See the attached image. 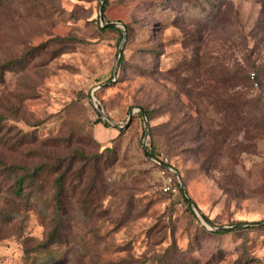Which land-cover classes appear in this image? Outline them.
I'll return each instance as SVG.
<instances>
[{"label":"rangeland","instance_id":"1","mask_svg":"<svg viewBox=\"0 0 264 264\" xmlns=\"http://www.w3.org/2000/svg\"><path fill=\"white\" fill-rule=\"evenodd\" d=\"M139 1L107 0L105 20L119 22L123 32L124 24L130 25L121 48L123 63L119 67L118 62L115 74L123 37L100 30L99 0H45V9L29 3L22 10L19 0L0 3V64L14 61L10 70L0 72V126L11 135L0 139V202L12 208V165L31 171L46 164L48 170L40 178L42 185L26 180L36 202L16 205L12 216L19 215L0 223V264H26L57 220L61 242L52 247L65 254L49 264H264V223L248 224L264 221V131L225 130L223 146L237 154L216 171L206 161L213 147L208 136L201 133L194 140L195 127L187 131L183 124L170 132L191 110L181 109L183 95L180 103L166 97V91L177 92L169 77L175 68L206 52H217L234 69L249 64L260 83L250 93L260 88L264 96L260 1L230 0L228 11L215 19L191 8V1L198 0H165L163 5L161 0ZM57 36L64 41H55ZM15 61L25 66L19 69ZM138 103L150 112L147 150L162 151L177 173L175 195L161 191V168L142 149ZM204 107L205 120L215 123L218 114ZM130 111V124L120 129ZM67 163L78 174L79 187L95 189L88 200L90 211L69 192L58 216L49 181L53 170ZM237 222L247 224L239 228H250L215 233L236 230L219 227Z\"/></svg>","mask_w":264,"mask_h":264},{"label":"trees","instance_id":"2","mask_svg":"<svg viewBox=\"0 0 264 264\" xmlns=\"http://www.w3.org/2000/svg\"><path fill=\"white\" fill-rule=\"evenodd\" d=\"M19 1L21 2V10L24 9V7L30 8L28 5L29 3L42 7L43 9L46 8L45 0ZM259 1L261 8L258 14L257 25L261 32H264V0ZM0 3L3 5H9L10 0H0ZM48 3L49 1L47 4ZM139 3H142V0H140ZM164 3L165 0L159 1V4L161 5ZM218 3V5L214 3L209 4L208 0H198L195 1V3L191 1V8H200L199 10L201 11V14H205V16L215 19L222 17L231 5L230 0H218ZM106 4L107 0H103L104 11ZM145 4H147V2ZM191 12H193V9H191ZM106 21L110 22L108 20ZM124 29L125 37L127 39L130 34V25L125 23ZM100 30H111L117 34L118 38H122L124 34L122 29L118 26L104 25L100 27ZM54 40L57 42L64 41L63 38L58 36ZM152 52L153 50L150 49L147 53L150 54ZM207 53L208 52L202 54L201 56H197L192 60L188 59L186 62H183L180 68H175L174 73H172L169 77H171L170 81L172 85L177 88V92L174 93L166 91V97L169 99V102H172L174 100L172 97H175V99L180 103L181 98L179 96L183 95L186 98V103L185 106L181 105V109L186 108L187 111L191 110V116H187L183 113L181 124L175 125L170 132H175L177 128L183 124L186 126L187 131H191V129L195 127L194 129L196 130V133L193 135L194 140H197L201 133H203V136H208L207 140H211L213 142V147L210 151V155L208 154L209 156H206V161L208 160L211 163L212 169L220 172L223 166H228L229 160L237 154L223 146L224 140L221 136H223L225 130H231L236 127L237 130L240 128L241 131H246L256 127L258 130L264 131V96L260 88H258L253 95L250 93L254 82H257L259 85L260 83L258 82L256 72L249 69V64H245L244 66H239L234 69L220 61L217 52L215 55ZM123 59L124 55L122 50L119 59V67L122 65ZM19 60H25V56L20 57ZM15 62H18L16 64L19 65V69H22L23 66H25V64L21 61ZM13 63L14 61H9L7 63L0 64V72L10 70L14 66ZM146 70L148 72L151 71V69L148 68H146ZM251 72L253 74H251ZM251 75H253V78H251ZM162 77L163 76L159 78L157 77V80L164 79ZM169 77H166L165 80H168ZM138 105L143 109L147 118H150V112L146 109V105L144 103H138ZM206 105L211 106L213 111L218 114V119L215 123L213 121L208 122L205 120L203 113H205L206 107L204 106ZM174 109H176V106L172 107L170 111H173ZM252 110L257 112V114H254L255 116L250 119L246 118L244 115L248 112H252ZM231 120L236 121L238 126H233L230 122ZM96 122H101L105 126H108V123L106 121H102L101 119H97ZM2 128L3 127L0 126V139H9L8 137L11 135H7L3 132ZM185 141L191 142V139H185ZM147 151L157 157H160V154L162 153V151H155L151 147H148ZM210 158H213L214 163ZM147 159L152 162L153 165L159 166L149 157H147ZM1 164L4 168L6 167L5 163ZM45 165L46 164H40L34 167L31 171H28L25 168L21 171V166L12 165L16 169V175L12 185L13 189L11 191V199L13 200L10 201V205H12V208L10 209L9 207L3 206L4 202H0V223H10L15 216L19 215L15 214L12 216V214L16 212V205H28L32 203V200L36 202L37 194L31 189L26 190V180H31L33 182L39 181V185H42L44 181L40 178L45 174L44 172L48 171L45 169ZM53 172V177L50 178L49 185L52 192L50 199L51 204H53L54 212L58 214V216L60 215L63 200L69 192L72 195H78L76 203H79V199L81 205L83 204L87 206L85 207L86 210L90 211L88 200L91 199L90 195L92 190L95 189L94 186L84 189L79 187L80 178L77 173L76 176L74 175L75 173L72 168H70L69 163H67L64 168H55ZM81 174L82 178H87V173L85 174L82 171ZM84 182L87 183L88 180ZM168 194L175 195L171 193ZM179 195L181 200L186 202L180 191ZM8 203L9 201H6V204ZM188 209L191 210L189 205ZM58 221L59 220H57V224L49 230L46 238L43 239V242H40L36 248L32 250L34 253L31 257H27L28 259L25 261L26 264H49L54 260H58L59 257H62V255L65 254V252L59 253L57 247H52L53 244L61 242L62 232L58 228ZM237 224L243 223L237 222ZM248 228H250V226L243 228L238 227L236 230H219L215 233H229L232 231L240 232ZM245 260L246 262H249L247 261L248 257L245 258Z\"/></svg>","mask_w":264,"mask_h":264},{"label":"water","instance_id":"3","mask_svg":"<svg viewBox=\"0 0 264 264\" xmlns=\"http://www.w3.org/2000/svg\"><path fill=\"white\" fill-rule=\"evenodd\" d=\"M98 15H99V19H100V22L102 24V26L104 25H112V26H119L121 25L119 22H116V21H110V22H107L105 20V17H104V9H103V0H99V9H98ZM125 39V32L123 34V39L119 45V48H118V53H117V58H116V63H115V68H114V74H115V71H116V66L119 62V57H120V53H121V48H122V44H123V41ZM97 112L102 115L103 117H105L106 119H108L110 122H112L104 113L102 110H99L97 109V107L95 106ZM140 114H141V117H142V120H143V124H144V136H143V144H142V149L145 153V155L147 157H149L153 162H155L156 164H158L160 167L164 168V169H168L170 170L171 169V166L167 163H164L162 160H160L157 156L151 154L150 152L147 151L146 149V144H145V141L148 137V133H149V124H148V120H147V117H146V114L145 112L143 111V109L141 107H137L136 108ZM132 115H133V111H130L129 114H128V118L125 122L124 125L122 126H119L120 129H125L128 127V125L130 124L131 122V118H132ZM175 175H177L176 172H173ZM180 187H181V191L182 193H184V190H183V186L182 184H180ZM188 203L190 204V206L193 208V210L195 211V213L197 214V216L203 221L204 224L208 225L211 227V224L207 221V219L203 216V214L201 213V211L198 209V207L191 201V199H189L186 195H185ZM261 223H264V221H258V222H251V223H248L249 225H253V224H261ZM244 225H247V224H236V225H232V226H222V227H219L220 229H229V228H238V227H242Z\"/></svg>","mask_w":264,"mask_h":264},{"label":"built area","instance_id":"4","mask_svg":"<svg viewBox=\"0 0 264 264\" xmlns=\"http://www.w3.org/2000/svg\"><path fill=\"white\" fill-rule=\"evenodd\" d=\"M251 78H253V75H251ZM256 84V82L254 83ZM160 160H162L164 163L169 164L168 158L162 154H160V157H158ZM160 171V177H161V184H160V189L164 193H176L177 192V186L175 184V179H174V173L175 170L171 167L170 170L164 169L162 167Z\"/></svg>","mask_w":264,"mask_h":264}]
</instances>
